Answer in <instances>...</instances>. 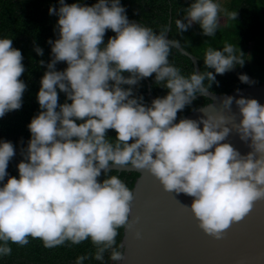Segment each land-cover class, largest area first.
<instances>
[{"label": "clouds", "instance_id": "obj_1", "mask_svg": "<svg viewBox=\"0 0 264 264\" xmlns=\"http://www.w3.org/2000/svg\"><path fill=\"white\" fill-rule=\"evenodd\" d=\"M59 5L49 7L58 17V38L48 40L51 60L36 94L41 111L27 125L31 136L17 164L18 177L7 172L14 145L0 140V256L11 254L9 241L24 245L31 236L47 248L90 239L95 260L103 264L109 252L111 261H121L116 237L119 228L130 227L134 194L119 176L109 175L110 165L147 169L165 190L193 197L188 207L199 226L220 238L254 201L264 199V104L235 98L240 114L235 127L251 148L246 154L222 143L231 132L223 115L176 118L197 93L218 83L215 74L243 66L244 53L231 43L208 47L206 70L185 76L168 59L179 41L167 38L166 28L157 32L130 21L121 0L92 5L59 0ZM220 10L219 0H192L175 24L183 32L197 23L203 35L213 36ZM229 15L235 20L237 11ZM109 29L115 35L105 43ZM34 50L43 55L41 47ZM22 61L12 39L0 37V117L22 106L27 87L20 79ZM60 61L67 64L63 70L56 68ZM153 74L168 92L146 104L131 86ZM239 79L254 82L247 74ZM58 89L65 93L64 103L58 104ZM233 100L225 96L222 104L230 108ZM109 129L115 130L114 139ZM88 258L77 256L75 264Z\"/></svg>", "mask_w": 264, "mask_h": 264}, {"label": "trees", "instance_id": "obj_2", "mask_svg": "<svg viewBox=\"0 0 264 264\" xmlns=\"http://www.w3.org/2000/svg\"><path fill=\"white\" fill-rule=\"evenodd\" d=\"M77 0H65L71 4ZM83 4L92 5L96 0H80ZM192 0H121L125 6L130 21L153 28L159 32L166 28L169 38L179 41V46L199 59L200 71L206 70L203 61L204 52L208 47L222 48L225 43L238 46L245 55L243 66L237 65L234 69L224 74H215L216 81L208 89L216 94H228L235 90L248 87L252 84H264V0H219L221 10L219 13V27L213 36H205L197 23H193L186 31L181 32L176 24L177 18L185 15V9ZM59 8V0H0V37L12 39V46L18 48L23 56L22 63L25 72L20 79L27 85L22 96V106L18 110L7 112L0 117V140L11 141L14 145L15 155L9 161L7 172L11 176L18 177L17 164L23 159L22 149H25L31 133L27 127L31 119L41 111L37 92L40 88V80L46 71V64L51 60V46L49 39L58 38L54 30L58 17L49 14V7ZM237 11L236 19L229 15ZM166 32V33H167ZM115 33L106 30L104 41ZM43 49V55H38L34 47ZM169 62L181 69L185 76L195 71L194 63L190 57L173 47L169 54ZM44 60L45 64H39ZM67 67L66 62L56 64L57 70ZM213 71L214 69H207ZM128 75V73H124ZM239 74H247L253 83H243ZM154 76L145 77L133 87L134 95L144 97V102L150 104L153 99L148 95L149 90L157 96H164L168 89L157 85ZM205 85L208 81L205 80ZM123 87H129L123 85ZM198 94V93H197ZM65 93L58 89V104L64 103ZM69 103L71 101H68ZM211 100L202 96L191 101L183 110L177 112V122L181 118L208 105ZM110 138H115V130H107ZM109 175H117L133 191L140 177L137 172L112 170ZM103 173L98 179H103ZM7 177L5 178V180ZM125 228L118 229L116 237L117 246L122 244ZM11 254L0 256V264H75L77 256L88 255L84 264H102L94 259L95 246L90 239L79 244L66 241L62 245L52 248L44 246L39 238L28 237V243L20 245L9 241ZM122 251V248H121ZM109 252H105L103 264H113L109 258Z\"/></svg>", "mask_w": 264, "mask_h": 264}, {"label": "water", "instance_id": "obj_3", "mask_svg": "<svg viewBox=\"0 0 264 264\" xmlns=\"http://www.w3.org/2000/svg\"><path fill=\"white\" fill-rule=\"evenodd\" d=\"M166 37L169 38V32ZM176 48L191 58L195 71L199 72V59L179 45ZM238 90L228 94L210 90L196 94L192 100L204 96L211 103L185 118L198 120L205 114L223 115L231 132L222 143L228 142L241 154H246L251 148L249 142L240 139L235 127L240 120L235 98H255L264 104V84ZM148 95L155 98L150 90ZM228 95L234 100L230 108H225L222 100ZM110 168L140 174L133 189L130 227L124 230L123 259L113 264H264V199L254 201L241 220L232 222L221 237L216 238L203 231L188 207L193 197L165 190L147 169L130 165H110Z\"/></svg>", "mask_w": 264, "mask_h": 264}]
</instances>
